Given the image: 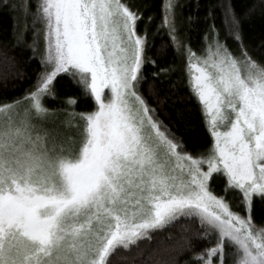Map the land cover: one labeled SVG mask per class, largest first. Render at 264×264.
<instances>
[{"label": "snow or ice", "instance_id": "snow-or-ice-1", "mask_svg": "<svg viewBox=\"0 0 264 264\" xmlns=\"http://www.w3.org/2000/svg\"><path fill=\"white\" fill-rule=\"evenodd\" d=\"M216 6L194 50L179 0H0L38 65L0 99V264H264V58Z\"/></svg>", "mask_w": 264, "mask_h": 264}, {"label": "trees", "instance_id": "trees-1", "mask_svg": "<svg viewBox=\"0 0 264 264\" xmlns=\"http://www.w3.org/2000/svg\"><path fill=\"white\" fill-rule=\"evenodd\" d=\"M137 4L141 6L147 4L149 7L144 10L145 16L154 15L156 17V23H158L162 17V0H135ZM182 5L177 9V12L181 15V18L185 21L189 16L193 17L194 23L192 25L185 24L184 32L194 50H198L202 46L201 38L204 36L208 27L215 24V27L219 30L221 38L227 35L228 29L231 25V18L225 17L223 9L216 5L221 2L227 3L228 0H179ZM232 7L238 18L241 19V29L244 37V42L249 48V51L257 59L264 58V3L261 0H231ZM213 8L212 17L209 18V7ZM255 11L250 17H246V13H249L251 9ZM16 13L7 11H0V99H13L15 97L23 96L24 92L34 82L35 72L33 69L38 65L33 64L30 68L25 69L22 62V58L30 55L29 51L24 50L22 47H14L13 40V17ZM141 29L143 25H140ZM29 42H31V33H29ZM159 37L155 40V45L158 48L160 44ZM228 44L235 50L236 43L229 39ZM7 53L5 58L4 53ZM15 57L16 67L12 66L11 58ZM171 53L169 54V59ZM162 61L161 63H165ZM17 70H25L31 76L32 80L20 79L17 77ZM151 70V69H149ZM65 95L63 93L57 98V100H48L47 107L50 109L67 108L64 104ZM85 105L83 103L78 104L76 111H84ZM90 109V106H88ZM192 124L199 125V117L190 121ZM191 150V149H190ZM257 224L264 223V208L261 207L259 201L256 203L254 212ZM204 245L198 247L202 248ZM190 254H186L180 257V264H184V261L190 260Z\"/></svg>", "mask_w": 264, "mask_h": 264}, {"label": "rangeland", "instance_id": "rangeland-1", "mask_svg": "<svg viewBox=\"0 0 264 264\" xmlns=\"http://www.w3.org/2000/svg\"><path fill=\"white\" fill-rule=\"evenodd\" d=\"M65 117V113H61L60 116H59V120L56 121V123L58 125H60L61 121H63ZM61 130L64 131L66 134H71V135H74L75 134V127L71 128V129H67V128H63V126L61 125Z\"/></svg>", "mask_w": 264, "mask_h": 264}]
</instances>
